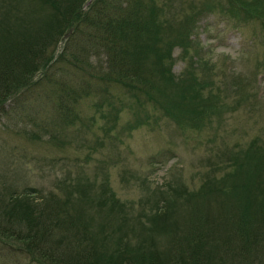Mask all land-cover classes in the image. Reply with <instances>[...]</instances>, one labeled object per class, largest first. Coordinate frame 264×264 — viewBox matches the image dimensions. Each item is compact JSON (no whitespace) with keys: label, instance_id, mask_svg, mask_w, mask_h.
I'll use <instances>...</instances> for the list:
<instances>
[{"label":"rangeland","instance_id":"obj_1","mask_svg":"<svg viewBox=\"0 0 264 264\" xmlns=\"http://www.w3.org/2000/svg\"><path fill=\"white\" fill-rule=\"evenodd\" d=\"M239 3L258 18L244 19L232 9ZM155 4L162 27L156 47L162 52L172 46L171 76L175 82L196 79L202 103L184 107L182 94L166 87L150 97L111 87L79 102L69 123L52 116L55 87L14 96L0 114V191L58 194L72 211L86 209L91 232L105 221L114 225L112 232L130 236L161 186L189 192L210 186L211 199L219 202L230 179H264V167L254 170L264 162V0ZM210 7L215 11L208 12ZM19 8L25 16L27 8ZM38 15H26L33 29ZM62 48L59 42L55 58ZM104 182L119 201L115 213L89 206ZM60 184H66L64 191ZM0 264L48 263L0 237Z\"/></svg>","mask_w":264,"mask_h":264},{"label":"trees","instance_id":"obj_2","mask_svg":"<svg viewBox=\"0 0 264 264\" xmlns=\"http://www.w3.org/2000/svg\"><path fill=\"white\" fill-rule=\"evenodd\" d=\"M85 1L1 0L0 114L14 96L42 86L55 87L52 116L69 123L79 102L111 87L147 97L166 87L182 94L184 107L202 103L196 79L195 84L184 78L175 82L171 76L172 46L162 52L156 47L162 30L157 0H91L84 9ZM21 3L26 15L39 14L36 29L21 15ZM247 7L232 5L244 19H257ZM59 42L63 48L55 58ZM258 164L254 170L264 167ZM60 185L64 191L66 184ZM108 185L100 186L95 206L88 203L109 214L120 205ZM209 187L196 192L159 187L157 198L146 203L148 212L131 225L130 236L112 232L114 225L105 221L91 232L93 218L86 209L72 211L58 194L4 190L0 237L48 264H264V179H230L219 202L211 199Z\"/></svg>","mask_w":264,"mask_h":264}]
</instances>
